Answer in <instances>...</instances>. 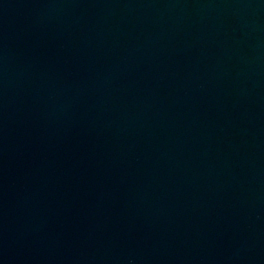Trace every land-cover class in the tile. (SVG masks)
I'll return each mask as SVG.
<instances>
[{"label": "water", "instance_id": "water-1", "mask_svg": "<svg viewBox=\"0 0 264 264\" xmlns=\"http://www.w3.org/2000/svg\"><path fill=\"white\" fill-rule=\"evenodd\" d=\"M0 264H264V0H0Z\"/></svg>", "mask_w": 264, "mask_h": 264}]
</instances>
